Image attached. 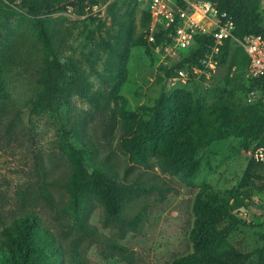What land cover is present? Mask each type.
Segmentation results:
<instances>
[{
  "label": "rangeland",
  "instance_id": "rangeland-1",
  "mask_svg": "<svg viewBox=\"0 0 264 264\" xmlns=\"http://www.w3.org/2000/svg\"><path fill=\"white\" fill-rule=\"evenodd\" d=\"M263 2L259 0V5ZM150 3L104 0L94 10L89 0L84 4L65 0L55 12L41 16L48 18L54 44L66 65L61 84L67 85L75 76L74 68L80 67L97 100L93 103L73 95L59 112L36 114L31 111V101L41 90L36 79L43 51L34 17L25 8L0 0V68L5 81L0 94V228L23 208L34 210L63 245L66 264H171L176 256L194 250L190 230L199 192L204 188L206 199L232 205L240 191L250 159L241 138L230 137L200 149V169L191 183L163 172L155 157L146 164L133 162L122 147L123 114L129 111L137 120L148 119L149 108L163 90L185 89L206 106L227 100L235 114L264 99L248 97L264 91L261 87L245 89L246 63L237 41L232 42L227 61L221 62L214 77L174 86L168 85L167 77L158 82L160 67L175 66L186 54L168 51L163 44L155 46L149 40ZM90 16L96 20L91 21ZM81 141L92 150L95 167L120 181L158 186L130 198L118 221L108 219L102 204L89 195L77 214L92 229L93 240L76 224L70 193L75 170L70 143L79 148ZM21 190L28 192L25 204ZM234 212L249 224L233 232L235 243L247 250L261 246L264 193H254L251 203ZM111 243L126 246L132 261L117 255L110 249ZM0 264H12L9 253L0 250Z\"/></svg>",
  "mask_w": 264,
  "mask_h": 264
},
{
  "label": "trees",
  "instance_id": "trees-1",
  "mask_svg": "<svg viewBox=\"0 0 264 264\" xmlns=\"http://www.w3.org/2000/svg\"><path fill=\"white\" fill-rule=\"evenodd\" d=\"M18 7L25 8L34 17L33 26L36 38L41 45L43 56L38 70L37 84L40 92L31 101V111L36 114L59 112L63 105L70 104L73 95L96 102V93L80 67H75V76L67 85L61 84L66 65L54 44L48 18L41 16L58 10L65 0H9ZM84 4L87 0H77ZM104 0H89L98 4ZM218 7L234 15L235 36L241 40L251 35H264V19L261 17L259 0H214ZM182 5V3H181ZM150 13V12H149ZM148 13V14H149ZM95 21L94 16L89 17ZM149 22L151 15L148 16ZM173 40V30H160L154 35L152 44L157 46ZM212 42L210 36L200 37L194 51L175 66L160 67L158 82L171 77L185 65L198 63L204 57ZM232 42L228 40L222 50L221 62L229 57ZM246 67L249 57L244 50ZM196 81V80H195ZM246 90L261 87L264 79H247ZM5 90L3 71L0 68V94ZM125 130L121 135L122 147L130 153V158L138 164H146L155 157L163 172L175 174L185 182L194 181L201 164L197 155L200 149L213 142L230 137L244 140L246 148L264 145V99H258L254 106L242 114H235L227 100H218L206 106L191 92L179 88L171 92L163 90L153 106L149 108V118L137 120L133 112L123 114ZM71 161L75 170L70 187L75 209L76 224L82 234L93 240V231L81 222L82 204L90 195L98 200L108 219L122 220L127 201L135 195L157 189L155 184H138L120 181L113 174L97 168L93 162L92 150L82 141L77 148L70 143ZM87 162L90 165L88 166ZM91 162V163H90ZM92 168V169H91ZM264 162L250 157L240 181V191L232 205L216 204L203 197V188L193 203L194 223L190 230L194 250L176 256L171 264H264V231L259 233L261 246L247 250L241 243H235L231 235L240 226L249 225L234 210L246 202L251 203L254 193H264ZM42 196L51 200L48 193L41 190ZM19 195L24 204L28 192L21 190ZM241 196V198H240ZM231 237V238H230ZM121 258L132 261V252L118 243L109 245ZM0 250L10 254L12 264H66L62 254L63 245L57 241L32 209L23 208L0 228Z\"/></svg>",
  "mask_w": 264,
  "mask_h": 264
},
{
  "label": "built area",
  "instance_id": "built-area-1",
  "mask_svg": "<svg viewBox=\"0 0 264 264\" xmlns=\"http://www.w3.org/2000/svg\"><path fill=\"white\" fill-rule=\"evenodd\" d=\"M173 3V0H151L149 40L154 41L157 31L172 29L173 40L163 44L168 51H194L200 37L205 35L210 36L212 42L208 45L207 54L198 63H185L176 74L167 77L169 86L190 80L200 81L202 77H214L219 71L222 50L228 40L240 43L249 57V64L245 69L246 78L264 79V35H251L244 40L237 38L234 33V15L220 9L214 0H178L174 7ZM99 5L100 3L90 4V7L96 10ZM260 12L264 19V2ZM248 97L250 100L264 98V92L258 95L252 93ZM248 153L255 161L264 162V145L255 144Z\"/></svg>",
  "mask_w": 264,
  "mask_h": 264
}]
</instances>
